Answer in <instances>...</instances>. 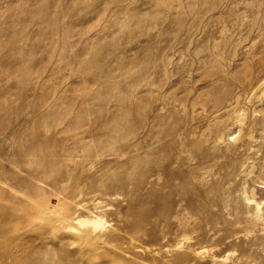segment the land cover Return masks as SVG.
<instances>
[{"label":"rangeland","instance_id":"obj_1","mask_svg":"<svg viewBox=\"0 0 264 264\" xmlns=\"http://www.w3.org/2000/svg\"><path fill=\"white\" fill-rule=\"evenodd\" d=\"M195 2L0 0V127L20 129L17 147L37 143L33 136L51 118L52 132L66 129V136L91 127L97 134L125 135L130 121L139 133L130 137L137 145L126 149L124 157L140 152L139 168L150 159L149 151L168 157L177 152V146L170 151L164 142L173 131L176 142L189 141V153L204 151V166L192 177V194L180 190L183 172L168 159L146 172L135 199L119 196L118 206L112 197L104 198V208L113 212L102 229L127 251L121 262L134 257L129 251L140 245L134 258L142 264L153 258L184 264V258L201 250L191 264H241L239 242L264 260V129L250 125L264 107V0ZM217 68L229 88L221 105L216 103L223 96L221 86L214 89L209 83ZM97 103L103 112L95 111ZM92 110L94 116L85 124L82 119ZM117 118L121 124L114 126ZM3 161L0 171L11 174L0 178V228L27 223L34 235L44 208L34 205H45L50 188L33 174L35 164ZM197 165L193 156L190 168ZM149 189L170 200L168 216L152 212L144 224L156 223L168 249L162 258L146 249L160 246L151 236L124 232L128 222L139 223L144 208L159 206L157 198L143 201ZM50 204H57L54 197ZM52 251L61 252L59 246ZM247 260L256 264L252 255Z\"/></svg>","mask_w":264,"mask_h":264},{"label":"bare ground","instance_id":"obj_2","mask_svg":"<svg viewBox=\"0 0 264 264\" xmlns=\"http://www.w3.org/2000/svg\"><path fill=\"white\" fill-rule=\"evenodd\" d=\"M195 1L197 2V0ZM135 23H140V17L136 19ZM210 52L211 56L215 54L214 49ZM214 57L212 59L216 62L217 57ZM260 64L263 68L264 64ZM214 74L216 75L209 83L214 89L221 86L223 96L216 98V103L221 105L229 92L228 81L221 68L214 69ZM130 93L134 94L133 92ZM101 98L103 100L104 96ZM103 101V103H107L108 99L105 100L104 98ZM97 105L95 111H102L104 106L98 105L97 107ZM140 107L145 109L143 104ZM95 111L89 112L82 119V122L87 124L86 120H90ZM261 112L260 117L251 121L250 125L259 124L264 129V107ZM118 118L112 122L114 126L121 124L122 118ZM53 120L49 118L41 124L40 130L34 135L35 137L33 136L34 139L37 138V143H32L27 148L20 143L18 147L16 146L17 137L21 135L20 129L8 130L5 127H0V170H4L3 160L5 158L13 166L35 164L33 174L40 176V179L50 188V191H47L45 195L47 200L45 205L42 201L40 203L36 202L37 204L34 205L44 206V208L40 207L39 216L42 225L37 227V232L34 235L29 232L31 227L27 223L14 222L9 225V228L8 226L0 228V264H109L110 261L112 264H142L134 258L139 256L140 245H133V248L136 247V249L133 252L129 251L134 257H130L131 259L126 262L120 261L123 257H126L127 251L122 248L120 243L113 244L112 239L108 238L102 229L105 228L107 216L113 212L109 208H104V198L112 197L113 200L118 202V206H120L119 196H128L130 199H135V195L139 191L141 192L143 188L142 184L145 181L146 172L152 170V168H159L161 163L168 159H174L178 170L183 172L184 179L180 185V190L184 194H192L194 188L192 185L193 174L196 169L202 168L205 162L203 149H197L195 154L189 153V141L180 139L179 142H176V132L172 130V139L164 142L170 151L174 146H177V152L168 157L165 154L153 156L149 151L150 159L142 168H139L137 161L140 159V152L124 157L126 149L131 148L132 145H137L129 141L131 136L139 133L135 124L132 125L130 121H126L130 130L125 135H122L119 131H115L114 134L105 132L97 134L91 127L88 130L74 129L71 136H66V129L52 132L55 126V120ZM242 124L243 122L241 126ZM161 132H157L156 135L159 136ZM120 140L124 141L123 144H118ZM7 147L12 148V150H7ZM16 155H24L25 158H17ZM29 155H34L37 158H26ZM193 156L197 160V168H190ZM94 164H98V167L91 173ZM183 165L185 166L182 167ZM10 172L8 170L0 171V178L6 177L8 173L11 174ZM143 195L145 196L143 201H147V204L151 203L150 201L153 199H159V206L155 210L150 207L141 209L142 215L138 221L139 223H135V225L128 222L126 225L128 230L124 229V232L129 233L128 231L131 230L134 231L136 236H140V234L151 236L153 244L159 243L160 246L155 249L146 246V249L152 256L157 254L162 258L165 256L163 252L168 249L164 248L165 245L161 243L156 223L150 227H144V224L148 221L152 212L156 216H168L165 209L169 206L170 200L153 189L147 190ZM51 197L56 199L61 208L58 209L57 204H50ZM246 198L250 199L249 196H246ZM256 207L260 208V202L256 203ZM120 211L122 213V210ZM56 232L59 234H55ZM133 240L131 237L129 242ZM108 245L112 248H108ZM55 246H59L60 255L52 251ZM181 246V244H177V248ZM238 246L240 256L244 259L241 264H248L247 258L251 255L256 264H264V260L259 261L255 254L249 251L250 249L243 243L239 242ZM201 252L202 250L195 252L194 255L184 258L182 262L191 264ZM49 254L54 256L53 260L48 259ZM181 257L182 255H179L178 258ZM98 258H101L102 261L95 263V259ZM148 262L149 264H161L155 258L148 259ZM215 262L216 264H223L217 260Z\"/></svg>","mask_w":264,"mask_h":264}]
</instances>
